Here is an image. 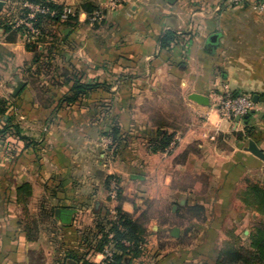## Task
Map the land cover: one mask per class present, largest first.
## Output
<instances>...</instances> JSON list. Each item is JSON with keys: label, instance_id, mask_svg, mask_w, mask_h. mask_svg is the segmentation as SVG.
I'll use <instances>...</instances> for the list:
<instances>
[{"label": "crops", "instance_id": "crops-1", "mask_svg": "<svg viewBox=\"0 0 264 264\" xmlns=\"http://www.w3.org/2000/svg\"><path fill=\"white\" fill-rule=\"evenodd\" d=\"M4 1L1 18L9 6ZM54 1L68 12L60 22L71 24L53 26L64 38L38 63L24 34L16 31L10 40L0 26V98L17 104L14 122L25 137L0 136V264H78L88 252L80 232L98 214L119 207L138 217L147 200L166 201L178 219L158 226L149 218L144 251L123 264H213L204 254L221 246L214 231L241 222L246 186L264 185V161L246 150L251 138L264 152V102L255 103L247 123L211 106L226 93L264 96L261 0H123L112 11L107 0ZM94 9L105 12L98 24L87 21ZM17 20L12 29L25 25ZM166 32L175 40L162 47ZM212 35L215 46L208 43ZM49 44L39 43L38 51L45 56ZM75 80L99 87L58 105ZM19 81L23 86L12 96ZM112 128L120 135L113 156L103 142ZM158 133L173 135L175 145L150 151L148 140ZM110 174L119 184L114 199ZM24 183L31 193L20 201L16 189ZM192 205L202 206L203 217L183 224V208ZM173 226L178 237L169 233ZM86 258L100 263L104 255L89 251Z\"/></svg>", "mask_w": 264, "mask_h": 264}, {"label": "trees", "instance_id": "trees-1", "mask_svg": "<svg viewBox=\"0 0 264 264\" xmlns=\"http://www.w3.org/2000/svg\"><path fill=\"white\" fill-rule=\"evenodd\" d=\"M9 3L8 8L4 12V16L0 17V26L4 28L5 32L10 35L8 39L12 40L16 31H20L25 35V47L29 51L34 52L33 63H38L41 58L49 57L52 54V49L56 46L58 39H63V35L60 29L54 31L53 26L56 24H71V22H60V16L63 12V5L55 2L54 0H7ZM27 2L35 5H39L43 11L35 12L33 17L28 19L31 22L33 28L37 30L36 33H31L30 29L21 25L15 29H12V23L8 20L18 13V17L27 18L30 13V9L27 6H23L22 3ZM15 9V11H13ZM91 12V11H90ZM69 19H75V17L69 16ZM32 38H35L32 40ZM174 35L172 32H166L161 39L162 47L165 46V42L174 41ZM49 41L46 48V55H43L42 51H38V44ZM44 66H49V63L43 62ZM42 65H39L37 69L40 71ZM98 83H84L81 80H75L69 91L59 98L58 105L67 104L72 105L76 101H80L86 94L97 89ZM251 112L246 114L244 121L247 123L250 120ZM14 105L5 98H0V136L14 135L18 138H25L20 135L19 124L14 122ZM115 128H112L110 132H105V135L111 138L115 144V148L112 153L115 155L119 150L120 135ZM173 135L158 133L155 137L148 140V148L152 152L164 151L172 141ZM28 139V138H27ZM113 179L118 183L117 176L110 174L106 180L109 184ZM16 193H20L23 198H18L20 201H24L29 197L31 191L30 186L27 183L21 184L16 189ZM242 201L244 204L258 214L264 217V185L258 183H249L242 194ZM188 212L192 217L201 219L203 216V208L199 205L187 206ZM115 214L110 215L109 212L98 214L94 221L93 226L86 227L81 230L79 240L84 245V248L88 252L84 253L78 264H123V260L126 256H140L144 251L146 239L143 236L144 224L147 219L143 218V214L138 217L121 210L116 207ZM52 214H48L51 217ZM35 228V219L30 218L27 222V237L32 239L33 230ZM109 234L112 237L109 238ZM234 242H226L218 251L217 256L213 264H263L264 263V219L261 223L257 224L253 231L249 234V245L243 247L236 244L238 238L233 236ZM112 242V256L111 259H104L100 263L89 261L86 258V254L91 252H104V249L108 246L109 241ZM71 260V259H69ZM208 264V263H200Z\"/></svg>", "mask_w": 264, "mask_h": 264}, {"label": "rangeland", "instance_id": "rangeland-1", "mask_svg": "<svg viewBox=\"0 0 264 264\" xmlns=\"http://www.w3.org/2000/svg\"><path fill=\"white\" fill-rule=\"evenodd\" d=\"M13 11H15V9H13ZM15 13H16V11H15ZM13 16L14 17H12L8 20L11 23L14 19H17V18L23 19L22 17H18V13H16ZM34 39L35 38H32V40H34ZM16 95H12V96H16ZM12 103L14 105V110L17 111L18 110L17 104H15L14 101ZM105 137H108V136H105ZM108 153L111 156L114 155L109 150H108ZM118 191H119V184H118V188L116 191V195L114 197H111L108 193V196L111 199H114L117 196ZM108 192H110V190ZM145 206L147 209H145L144 213H142L143 218L148 220L149 218L153 217L154 220H156L155 222L158 224V226L162 225L161 223H163L164 220L167 221L169 219L171 221H176L178 219L177 216L173 217V215L171 213L170 205L166 201H163V200H154V201L147 200L145 202ZM245 207H246L247 212L244 214V219L241 222L235 224L231 221H227L226 224L221 229V231H219V232L214 231V242H219V244L221 246L220 247L214 246V247H210V248H205L206 253L204 254V256L207 257V260L209 261V263L213 259L216 258L219 249L226 242H234L233 236H237V238H238L236 244L241 245L243 247H248V245H249L248 237H249L250 232L253 231L254 227L257 224H259L263 221L264 217L262 215L258 214L252 208H250L246 205H245ZM175 211L176 210H174V212ZM180 217L183 219V220H181V221H183V224H184V222H185V224H188L191 221L190 218H192V216L188 212L187 206H185L183 208V211H182V214ZM162 241H163V237H160V244Z\"/></svg>", "mask_w": 264, "mask_h": 264}, {"label": "built area", "instance_id": "built-area-1", "mask_svg": "<svg viewBox=\"0 0 264 264\" xmlns=\"http://www.w3.org/2000/svg\"><path fill=\"white\" fill-rule=\"evenodd\" d=\"M123 0H107L106 2V10L112 11L117 8ZM24 6H27L30 9V13L28 14L26 19L17 20L18 24H25L31 31V33H36L37 30L32 27L31 22L28 19L33 17L35 12L43 11L39 5H32L29 3H25ZM259 8H264V0H261L258 4ZM68 12L64 10L61 14V17L66 19ZM105 12L102 9H94L87 14V21L90 24H98L104 18ZM255 103L252 100V96L245 93H226L223 95H216L212 98L211 106L215 108L222 117L225 118H235L236 116L243 117L249 112H251L254 108ZM103 142L108 148L110 152H112L115 148V144L112 142L110 137H104ZM176 143V139L173 138L170 142V147H173ZM118 188V184L115 179L111 181V189L109 195L114 197L116 195V191ZM115 214V212H113ZM112 237V234H109V238ZM112 242L111 240L108 243V246L104 249L103 255L104 259H111L112 256Z\"/></svg>", "mask_w": 264, "mask_h": 264}, {"label": "water", "instance_id": "water-1", "mask_svg": "<svg viewBox=\"0 0 264 264\" xmlns=\"http://www.w3.org/2000/svg\"><path fill=\"white\" fill-rule=\"evenodd\" d=\"M4 5H5V1L0 0V12L3 9ZM208 43L210 46H215L217 44V35L210 36V38L208 39ZM22 86H23V82L19 81L17 83V85L14 87L12 95H16ZM190 98L192 100H194L195 102L202 104V105H207L209 103L208 98L206 96H203L200 94H191ZM252 100L254 103H257L259 101L264 102V96H259V94L255 93L252 95ZM245 117H246V115L243 117L236 116L235 118H236V120H239L240 118H245ZM246 150L250 151L252 154L256 155L258 158H260L261 160L264 161V152L258 148V146L256 145V143L253 139H251V138L248 139ZM184 202H185V200L182 199L181 203L183 204ZM176 207L177 206H173V209H176ZM55 216L60 219V210L59 209H57L55 211ZM188 230H189V228H186L185 231H188ZM169 233L172 237H178L180 235V228L177 226H173L172 228H170ZM70 263H71V261L67 260V264H70Z\"/></svg>", "mask_w": 264, "mask_h": 264}]
</instances>
